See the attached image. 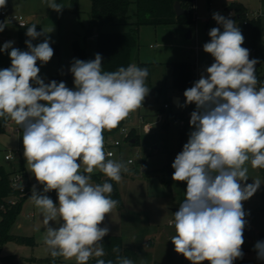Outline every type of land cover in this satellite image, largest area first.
<instances>
[{
    "label": "clouds",
    "instance_id": "clouds-1",
    "mask_svg": "<svg viewBox=\"0 0 264 264\" xmlns=\"http://www.w3.org/2000/svg\"><path fill=\"white\" fill-rule=\"evenodd\" d=\"M5 6L6 0H0V8ZM48 7L56 12L63 8L54 0ZM213 19L223 31L212 28L203 50L215 62L207 67L206 77L184 92L186 103L196 105L190 119L195 130L171 165L172 179L187 182L186 198L170 221L175 228L171 242L191 264H233L243 258L247 221L242 202L255 194L261 181L241 182L249 178L247 162L253 169L264 168V86L257 88L255 67L259 61L241 46L244 36L234 20L219 13ZM5 27L0 23V32ZM36 27L27 28L28 51L12 47V41L0 48H11V67L0 70V118L23 128L27 170L44 193L57 192L58 204L38 194L35 186L29 198L43 217V243L53 258H75L76 264H88L92 257L98 258L96 264H134L119 255L115 261L101 258L107 254L101 241L109 229L99 225L119 201L112 198V183L93 184L90 174L99 170L120 183L122 172L129 171L125 162L109 158L113 153L104 150L103 132L141 107L150 91L149 71L136 64L104 71L97 53L94 60L72 63L75 90L55 80L45 84L37 61L46 64L54 50L48 39L35 46L32 40L53 28L38 32ZM51 221L59 226L52 227ZM254 247L257 258L264 259V242ZM112 251L118 253V246Z\"/></svg>",
    "mask_w": 264,
    "mask_h": 264
},
{
    "label": "rangeland",
    "instance_id": "rangeland-1",
    "mask_svg": "<svg viewBox=\"0 0 264 264\" xmlns=\"http://www.w3.org/2000/svg\"><path fill=\"white\" fill-rule=\"evenodd\" d=\"M72 0H62V11L56 12L48 7L49 0H6L3 7L9 15H23L35 19L42 29L53 30L35 40V46L49 40L50 46L57 45L59 52L53 55L49 62L37 61L40 68L39 76L45 84L55 80L64 82L70 89L75 90L74 76L70 68L74 60L78 59L75 46L85 50L88 61L94 60L97 52L95 30L91 32L90 14L92 12L91 0H77L79 13L70 10ZM243 1L248 7V15L253 18V12L264 10V0H193L195 22L189 26L183 21L169 25H143L140 27L137 46L133 52L132 63L137 60L151 63L150 79L146 85L150 89L141 107L130 112L122 126L128 132H117L108 136V142L120 138V147H104L105 152L112 150L115 156L109 157L126 163L129 171L122 172V181L118 189L122 199V207H116L111 214L105 216L100 227H107L108 234L120 235L124 245L137 250L138 260L134 264H191L182 254H177L171 237L175 235V228L169 225L174 220V213L179 210L180 204L186 198L187 182H178L172 179L173 174L165 171V166L173 163L180 153L181 141L188 142L194 126L190 125L191 113L196 111L195 103L187 104L185 91H177L173 87L172 64L189 62L196 65V81L201 76H207L206 69L214 63V57L203 50V45L210 42L209 31L223 26L213 19L214 13H219L227 19L228 9L234 3ZM58 3V0H54ZM137 7L132 3L129 14L135 17ZM264 21V15L262 16ZM0 23L6 27L0 32V48L8 41L14 42L12 47L19 49L18 27L8 17H0ZM236 23V22H235ZM237 27L238 24L236 23ZM119 28V27H117ZM191 33V37L187 34ZM152 45V47H151ZM29 49L27 48V51ZM0 51V70L11 67L9 52ZM33 87H37L32 82ZM159 89V92L156 91ZM174 97H181L179 105L174 104ZM45 103V102H41ZM168 108H165V105ZM162 114V118L160 115ZM185 121V125L181 124ZM150 122V132L144 130V123ZM120 124V123H119ZM134 132L138 137L136 144H130L127 137ZM23 128L9 120L5 132L0 133V167L7 172L23 169L32 188L43 191V185L37 182L34 175L27 170L24 158ZM11 156L6 159V156ZM132 160L129 163V160ZM79 162V161H78ZM248 180L241 182L251 184L260 179L261 185L255 194L243 201L246 213V225L253 230V238H248L244 232L245 243L242 245L244 253L242 259L233 264H262L255 255V244L264 242V203L262 199V186L264 185V168L253 169L247 162ZM100 173L95 170L92 174ZM93 184L96 182L92 181ZM25 199L21 213L11 228V233L18 236L30 237L35 245L21 244L8 240L3 245L4 255H15L18 264H45L41 260L49 257L50 252L43 243L45 226L40 211L33 202ZM59 221H51L52 227H58ZM62 223V221L60 222ZM57 264H76L75 258L61 257ZM202 264H209L208 261Z\"/></svg>",
    "mask_w": 264,
    "mask_h": 264
},
{
    "label": "trees",
    "instance_id": "trees-1",
    "mask_svg": "<svg viewBox=\"0 0 264 264\" xmlns=\"http://www.w3.org/2000/svg\"><path fill=\"white\" fill-rule=\"evenodd\" d=\"M177 0H91L92 12L90 14L91 32H95L97 41V52L102 57V68L104 71H115L118 67H127L132 64L133 49L137 46V40L140 27L143 25H169L183 21L191 26L195 22L194 4L192 0H179L186 12L177 16L175 11V2ZM62 0H58L60 4ZM132 3L136 4L137 11L135 17L129 14V8ZM228 9H234L235 15L233 20L238 24V28L244 36V43L241 45L249 49L250 59H257L256 76L258 78L257 88L264 86V27L261 18H251L248 15V9L241 3H234ZM0 8V17L2 11ZM70 10L79 13L77 0L71 1ZM35 24L29 22L24 27H19V49L27 51L26 40L30 39L27 35V28ZM38 31L39 25L35 24ZM126 27L121 31H104L107 27ZM54 50V55L58 54L59 48L57 45H51ZM75 53L79 60L88 61L85 55V50L75 46ZM138 66L146 67L149 75L146 80L150 79L151 63L139 61ZM173 87L179 91H185L192 87L196 82L195 67L189 62H177L172 64ZM10 119H0V133L6 131L7 123ZM122 122L112 129L103 132L104 137H107L119 130ZM135 139V142L132 140ZM127 141L132 145L138 142V137L132 132ZM187 141H181L180 152L183 150L184 144ZM172 163L165 166V171L168 174H173L174 169ZM20 172L24 176L25 191L21 192L11 185L12 176ZM91 180L102 184L108 181L113 184L112 198L119 201L118 208H121L123 203L118 189V183L109 180L103 173L90 174ZM32 184L29 182L27 175L22 169L7 172L3 167H0V264H18V259L15 255H4L2 253L3 245L8 240H14L21 244L35 245V242L30 237L18 236L11 233V228L16 222L21 213L23 203L26 198L32 195ZM38 194L49 196L54 203L58 204V195L56 190H51L47 193L37 191ZM262 199L264 203V185L262 186ZM12 200L15 203H12ZM101 243L104 246L106 256L101 257L107 260H116V256L126 257L133 261L138 260L139 254L136 249L125 246L122 236L115 234L106 235ZM119 248L118 253H114V247ZM257 256V251L255 250ZM62 257V256H61ZM61 257L53 258L51 255L42 259L45 264H57ZM98 258L92 257L88 264H96ZM264 264V259H258Z\"/></svg>",
    "mask_w": 264,
    "mask_h": 264
},
{
    "label": "built area",
    "instance_id": "built-area-1",
    "mask_svg": "<svg viewBox=\"0 0 264 264\" xmlns=\"http://www.w3.org/2000/svg\"><path fill=\"white\" fill-rule=\"evenodd\" d=\"M2 15L4 17H8L10 20H12L13 22H15L20 27H24V26H26L29 23L27 21V19L23 15H17V14H15V15H9L7 13V11H5V10L2 11ZM234 15H235V13H233L231 11L229 12V17L233 18ZM263 15H264V10H262V9L253 12V18H261ZM21 25H24V26H21ZM165 108H168V105L167 104L165 105ZM128 117L126 119H124L123 121H126L128 119ZM160 118H162V114L160 115ZM181 124L182 125H185V121L184 120H181ZM151 129H152V125H151L150 122L144 123V130L145 131L150 132ZM119 131L121 132V134H126L128 132L127 128L124 127V126H121L119 128ZM104 139H105L104 147H106V148L114 147V146L115 147H120L122 145V140L120 138L115 139L114 141H111V143L108 142V136L107 137H104ZM107 152H112L113 153V156H115L114 151L108 150ZM10 157L11 156H9V155L6 156L7 159H9ZM129 162L131 163L132 160L130 159ZM11 185H12L13 188L18 189L21 192H24L26 186H25L23 174L20 173V172L15 173L12 176V178H11ZM20 185L22 186V188H21ZM12 203H15V201L12 200ZM169 225H171V226L173 225L174 226V224H170V222H169Z\"/></svg>",
    "mask_w": 264,
    "mask_h": 264
},
{
    "label": "crops",
    "instance_id": "crops-1",
    "mask_svg": "<svg viewBox=\"0 0 264 264\" xmlns=\"http://www.w3.org/2000/svg\"><path fill=\"white\" fill-rule=\"evenodd\" d=\"M193 1V0H192ZM237 3H241V4H243L247 9H248V7H247V5L243 2V1H238ZM231 12H233V11H231ZM261 20H262V24H263V27H264V21H263V19H262V17H261ZM27 21L28 22H34L35 23V19L34 18H31V17H28V19H27ZM16 24V23H15ZM16 26L18 27V32H19V27L20 26H18L17 24H16ZM126 29V27H121V26H119V28H117V27H107V28H104L103 30L104 31H121V30H125ZM18 43H19V33H18ZM151 47H152V45H151ZM135 49V48H134ZM134 49H133V52H134ZM132 60H133V53H132ZM139 61H141V60H137V62L139 63ZM138 63H137V66H138ZM133 64V63H132ZM195 68H196V65L194 66ZM196 75H197V73H196ZM176 90V89H175ZM156 91L157 92H159V89H157L156 88ZM177 91H179V90H177ZM173 100H177L178 101V103L180 104L181 102H182V98L181 97H179V98H177V97H174V99ZM178 104V105H179ZM0 119H2V118H0ZM7 125H8V123H7ZM6 129H7V126H6ZM7 159V158H6ZM23 170V169H22ZM30 182V181H29ZM130 247V246H129Z\"/></svg>",
    "mask_w": 264,
    "mask_h": 264
},
{
    "label": "water",
    "instance_id": "water-1",
    "mask_svg": "<svg viewBox=\"0 0 264 264\" xmlns=\"http://www.w3.org/2000/svg\"><path fill=\"white\" fill-rule=\"evenodd\" d=\"M175 11H176V15H177V16H181V15H183V14L186 12V9H184V8L182 7V5H181V3H180L179 0H177V1L175 2ZM187 36H188V37H191V33L189 32V33L187 34ZM173 102H174V104H176V105L179 104L177 100H174ZM132 142H135V139H133ZM244 234H245L248 238H253V230H252L249 226H247V225H246L245 228H244Z\"/></svg>",
    "mask_w": 264,
    "mask_h": 264
}]
</instances>
